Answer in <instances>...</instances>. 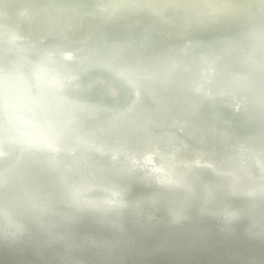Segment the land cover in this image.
Returning a JSON list of instances; mask_svg holds the SVG:
<instances>
[{"label": "water", "instance_id": "1", "mask_svg": "<svg viewBox=\"0 0 264 264\" xmlns=\"http://www.w3.org/2000/svg\"><path fill=\"white\" fill-rule=\"evenodd\" d=\"M252 1L5 11L0 264H264Z\"/></svg>", "mask_w": 264, "mask_h": 264}, {"label": "bare ground", "instance_id": "2", "mask_svg": "<svg viewBox=\"0 0 264 264\" xmlns=\"http://www.w3.org/2000/svg\"><path fill=\"white\" fill-rule=\"evenodd\" d=\"M43 0H5V4H4V0H2L4 6L2 4H0V21H1V25H5L4 21L2 20L4 17V13L6 10H8V12L10 11H14L16 9L17 6H20L21 9H24L25 11H29L30 15H33V8L34 6H40ZM178 1H185L187 2V0H178ZM218 2H225V1H230V0H217ZM260 2H264V0H254L251 3L252 4H258L261 5ZM3 7L5 8V10H3ZM2 17V18H1ZM44 18L43 14H40L38 17V22L44 23L43 21H41L40 19Z\"/></svg>", "mask_w": 264, "mask_h": 264}]
</instances>
